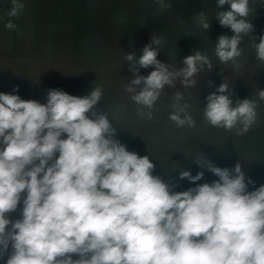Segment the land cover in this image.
<instances>
[{
  "label": "clouds",
  "instance_id": "9594fccd",
  "mask_svg": "<svg viewBox=\"0 0 264 264\" xmlns=\"http://www.w3.org/2000/svg\"><path fill=\"white\" fill-rule=\"evenodd\" d=\"M155 2L161 11L170 7L166 0ZM249 3L217 0L215 18L233 33L220 35L215 44L221 64L241 67L240 44L254 31ZM225 5L229 10H222ZM24 8L22 0H12L7 15L18 17ZM195 21L208 31L205 12ZM5 28L16 25L10 20ZM164 41L152 36L139 56L125 55L132 77L125 91L138 106L137 115L148 120L166 88L175 89L177 82L194 87L195 77L213 68L199 50L180 68L161 62ZM252 45L264 63V34L259 43L252 38ZM150 67L147 76L139 74ZM13 93L0 92V259L11 246L6 264H264V185L249 192L254 182H246L240 163L221 168L197 154L194 163L218 179L177 192L178 185L153 175L148 156L127 150L115 138L108 114L96 110L102 87L82 97L50 89L46 103ZM232 93L224 78L206 97L203 118L244 135L257 123L258 102L234 103ZM258 98L264 101V89ZM170 107L169 120L177 128L195 127L183 92L172 94ZM203 176L179 172V179L192 183ZM21 202V218L13 221L9 214Z\"/></svg>",
  "mask_w": 264,
  "mask_h": 264
},
{
  "label": "rangeland",
  "instance_id": "374dc122",
  "mask_svg": "<svg viewBox=\"0 0 264 264\" xmlns=\"http://www.w3.org/2000/svg\"><path fill=\"white\" fill-rule=\"evenodd\" d=\"M22 2L25 8L13 18L7 15L12 0H0V92L13 93L18 87L13 94L46 103L50 89L82 97L100 86L103 95L96 110L108 114L117 132L115 138L127 150L140 157L148 156L155 166L153 175L178 185L174 191H186L218 179L194 163L200 153L221 168L233 169L240 163L246 182H254L248 184L249 192L264 185V101L258 98L259 90L264 89V63L256 58L252 45V38L259 43L264 34V0H250L253 11L248 19L254 31L243 36L240 68H234L231 62L221 64L215 56L218 37L233 35L215 18L217 0H166L170 7L163 11L155 0ZM229 7L225 5L222 10ZM201 11L210 22L208 31L195 21ZM10 20L15 29L5 28ZM152 36L165 38L157 57L161 62L180 68L185 57L199 50L209 56L213 68L198 74L194 87L184 89L177 82L175 89L166 88L155 104L154 118L148 120L137 115L138 106L125 91L132 78L125 55L136 52L139 56ZM152 70L141 69L139 74L147 76ZM224 78L231 85L234 103L243 99L258 102L257 123L244 135H237L236 129L226 131L210 126L203 118L206 97L216 91ZM175 91L183 92L195 127L177 128L169 120L170 97ZM181 170H189L193 176L203 172L204 176L192 183L179 179ZM21 208L22 202L9 218L20 219ZM10 254L11 246L0 264H6Z\"/></svg>",
  "mask_w": 264,
  "mask_h": 264
}]
</instances>
